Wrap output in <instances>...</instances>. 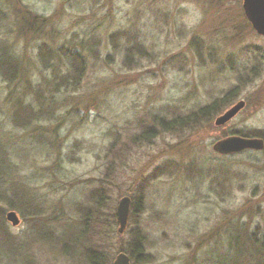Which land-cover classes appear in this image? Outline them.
I'll return each mask as SVG.
<instances>
[{
  "label": "rangeland",
  "instance_id": "rangeland-1",
  "mask_svg": "<svg viewBox=\"0 0 264 264\" xmlns=\"http://www.w3.org/2000/svg\"><path fill=\"white\" fill-rule=\"evenodd\" d=\"M15 8L45 20L39 37ZM81 40L92 53L72 89L61 50ZM133 42L140 49H125ZM41 44L50 68L38 64ZM1 48L21 71L11 83L0 77L10 245L0 244V264H90L93 247L96 264H112L137 233L148 256L139 264H227L235 250L239 264L240 254L252 259V239L264 243V148L212 151L229 136L264 141V36L241 0H0ZM238 101L240 112L214 125ZM18 102L32 109L14 122ZM122 197L130 210L119 234Z\"/></svg>",
  "mask_w": 264,
  "mask_h": 264
},
{
  "label": "trees",
  "instance_id": "trees-1",
  "mask_svg": "<svg viewBox=\"0 0 264 264\" xmlns=\"http://www.w3.org/2000/svg\"><path fill=\"white\" fill-rule=\"evenodd\" d=\"M15 11L18 14H21V17L23 18V20L27 23L28 27H26V32H31L32 34L36 35L37 37H39L41 34V26L43 25V22H45V20L39 16L33 15L30 13L29 10H26L24 8H15ZM112 48L115 47L114 41H112ZM88 42L86 41H82L80 43H78L76 49H73L72 51H68L65 49H62V54H63V58L64 60L69 63V67L71 70V77L70 80L68 81V83H66V80H62V85L65 84V86H68L70 88H74L78 85L79 82V77H76V75H78L80 73V71H82L85 68V60L83 58V53L84 52H89L92 53V50H90L88 47ZM93 46L96 48L97 44L96 42L92 43ZM125 49H140V46L133 42L131 44H127V46H124ZM50 51L48 50V46L46 44H41L39 46V50H38V64L41 66V68H50V61L51 58L49 57ZM128 56V53L126 54V57ZM16 58L14 57V55H12L10 53L9 50H6L5 48H1L0 49V77L6 81V82H10L11 81H15V78L17 76V74L19 73V66L18 63H16ZM76 70H79V72H76ZM36 92V91H35ZM34 93V92H33ZM230 96V95H229ZM229 96H225L219 99V101H221V103L223 104L224 102L225 105L228 104V100L230 101V97ZM217 102L212 103L211 105H209L208 107H204L202 109H199L196 114L194 115V119L198 118V117H203V116H209L212 110L215 109ZM17 109L20 112L15 113L16 116L14 117V122H15V118H19L22 117L23 114H25L26 112H28L29 110H31V106H27V105H23L20 102H18L16 104ZM155 122H158V125L161 124L160 120H156ZM173 122H175V120H173ZM149 129V128H148ZM149 130L147 131V133L145 134L146 137H149ZM115 145L111 146V149L109 150V152L113 153V154H120L121 150H114ZM0 200H2L0 198ZM7 202V201H6ZM9 205V204H8ZM10 206V205H9ZM12 207V206H10ZM136 211V210H135ZM4 214H0V244H2V242L5 243L6 246H10L9 245V240L6 236V232L5 230H3V217ZM89 233V236H93V234L89 231V229H86ZM239 231H240V227H239ZM243 236V234H242ZM87 237V236H86ZM241 239V238H240ZM246 239H250V238H246ZM251 240V239H250ZM254 244H256V248L253 251V255L251 256V258L247 259V260H243V256H241L240 254V264H264V243H257L255 242L256 240H253ZM232 246H234L232 244ZM236 246V245H235ZM4 248V247H2ZM96 247H93V249H86V252L84 253V255L86 256V259H88V261L90 262V264H96L95 262L98 261V259H101V257H98L99 254H101V250H94ZM236 249V247H235ZM238 252V250H235V254L231 255L227 261V264H239L238 259L235 257L236 253ZM128 256H129V260H132L134 263H144L145 261H148V256L145 255V249H144V237L143 235L137 233L135 235V239L133 240V244L129 247L128 249ZM103 260V259H102ZM101 260V261H102Z\"/></svg>",
  "mask_w": 264,
  "mask_h": 264
},
{
  "label": "water",
  "instance_id": "water-1",
  "mask_svg": "<svg viewBox=\"0 0 264 264\" xmlns=\"http://www.w3.org/2000/svg\"><path fill=\"white\" fill-rule=\"evenodd\" d=\"M241 9L251 29L258 35L264 36V0H241ZM244 107L243 101H238L220 116L214 125L219 126L234 117ZM264 147V142L260 138H247L240 136H229L223 138L212 145V151L219 155H231L243 151H260ZM264 195V187H263ZM130 208V199L122 197L116 207L115 217L118 225L117 233L122 234L126 225ZM5 219L15 226L18 219L14 212H8ZM112 264H130L129 257L123 253L118 254Z\"/></svg>",
  "mask_w": 264,
  "mask_h": 264
},
{
  "label": "flooded vegetation",
  "instance_id": "flooded-vegetation-1",
  "mask_svg": "<svg viewBox=\"0 0 264 264\" xmlns=\"http://www.w3.org/2000/svg\"><path fill=\"white\" fill-rule=\"evenodd\" d=\"M232 106H233V105H232ZM232 106H231V107H232ZM227 110H228V109H227ZM225 111H226V110H225ZM225 111H224V112H225ZM224 112H223V113H224ZM239 112H240V111H239ZM239 112H238V113H239ZM238 113H237V114H238ZM237 114H236V115H237ZM227 122H228V121H227ZM227 122H226L225 124H223V125H226ZM223 125H220V126H223ZM260 139H261V138H260ZM262 140H263V139H262ZM263 142H264V141H263ZM263 148H264V147H263ZM262 150H263V149H262ZM262 150H261V151H262ZM259 152H260V151H259Z\"/></svg>",
  "mask_w": 264,
  "mask_h": 264
}]
</instances>
